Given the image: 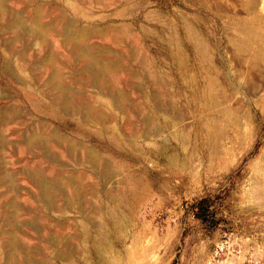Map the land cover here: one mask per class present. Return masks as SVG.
<instances>
[{"label": "rangeland", "instance_id": "374dc122", "mask_svg": "<svg viewBox=\"0 0 264 264\" xmlns=\"http://www.w3.org/2000/svg\"><path fill=\"white\" fill-rule=\"evenodd\" d=\"M248 2L1 1L0 264L13 231L42 264H264V0L252 11ZM37 10L45 23L65 14L80 27L131 31L125 44L89 40L117 55L113 87L129 97L126 117L77 82V60L57 35L16 38L13 22L29 24ZM50 55L79 99L110 110L108 130L50 104L35 78ZM51 131L96 152L111 176L58 146L52 160L25 147ZM33 167L66 195L42 201L24 174ZM70 177L81 181L82 211L64 203Z\"/></svg>", "mask_w": 264, "mask_h": 264}, {"label": "bare ground", "instance_id": "6f19581e", "mask_svg": "<svg viewBox=\"0 0 264 264\" xmlns=\"http://www.w3.org/2000/svg\"><path fill=\"white\" fill-rule=\"evenodd\" d=\"M1 1L2 0H0V10H1ZM77 1L81 2L85 0H77ZM94 1H100V0H94ZM259 1L260 0H250V2H248L249 10L251 11L256 10V8L259 5ZM65 9L67 8L65 7ZM42 15L43 13L40 10H37L34 16L31 18L29 24L27 23V20L15 22V23L13 22L12 28L15 30L14 32L16 34V38L21 37L23 32L24 34L25 33L27 34V32L29 31L31 34L39 36L41 39L40 42L42 44H45L47 42L46 37H48L50 33H54L55 35H57L59 38H61L60 42L62 46L67 48L75 56L77 60V63L75 64L76 70L74 74L75 75L74 77L75 79H77V82H79L80 84H86L91 88L97 89V95L100 101H102L104 104H107V106L112 105V107L115 110L119 111L124 117H126L128 111L131 109L129 97L126 93L116 91L113 87L119 78L118 77L119 72L117 69L118 67L116 66L117 62L116 63L114 62L115 61L114 59L116 58L117 55L114 53V51L109 50L110 47L108 45H106L108 46L106 50H102V49L97 48V46L90 45L89 40L91 37H95L103 42H109L113 45H116L118 42L120 43L123 42L125 44L127 43L128 40H135L131 31L125 28L124 26L116 27V28H104V29H96L92 26L80 27L76 25L72 20H70L67 17L68 15L66 16L65 14H60L56 18L55 21L45 23L42 20L43 18ZM9 17L10 15L8 16V19ZM48 50L50 51V49ZM36 64L37 65L35 66V69L41 71V73L37 77H35L37 84L42 83L43 86H45L43 92L50 95L51 105L59 109L63 114L69 115L71 117H75L80 122L86 125L90 126V125L99 124L102 126L103 131H106V129L108 130L107 125L109 124V121L111 120V114L108 113V111L110 110L102 109V107L94 105V103L88 102L85 99H79L78 95L75 92H73L70 88L66 87L63 84V80L65 78L63 71H60L56 67L54 55L48 56V59L45 61V63L40 62L39 64V62H37ZM135 67L137 66L135 65ZM42 69H44V71H42ZM45 74H49V76L45 77ZM79 92L80 91L78 90V93ZM24 145L27 149H29V151H34V149H38L40 152L38 154L39 156L48 157V158L50 155V150H52L54 146H58L59 148L64 149L66 153L68 154V156L75 155L79 163L84 162L89 168H91L95 172L101 171L104 176H107V178L111 176L112 170L110 168V165L102 157H100L96 152H94L88 147H85L81 143H78V142L75 143V142L69 141L65 136H62L56 131H51L48 133L46 132L32 133L29 137L25 139ZM81 151H83V157L79 156V152ZM24 174L28 177L31 183H33L35 186L38 187V189L40 190V196H41L42 201L48 202L50 200V197L57 192H60L61 194L66 195L64 193L65 187H63L64 185L62 186V182L59 180V178L52 180V181L50 180L51 181L50 183L46 182L43 169L33 167V168H30L24 171ZM68 179H69L70 186H72L74 190L72 191L73 195L71 194L69 198L68 196H65L64 203H66L67 207L71 206L74 203L82 211L83 210L82 203L84 202H83L82 196H80L81 191L79 189V186L81 185V181L79 178L77 179V178L70 177ZM34 196L35 195H33V197ZM15 215L14 217H16ZM36 219L38 218L36 217ZM12 225L14 228H16V222L13 224V221H12ZM29 226L33 227L32 223H30ZM21 228H22V225H21ZM36 231L38 230L36 229ZM8 236L9 237L7 241L4 243V248L7 250V252L5 255V260L4 262H2V264H42L41 261H38L34 258V253H36L35 247L33 246L22 247L15 235V231L8 233ZM57 242L58 241L55 240L56 244ZM16 249H19L22 251L23 258H19L15 254ZM58 256L61 257L60 254H58Z\"/></svg>", "mask_w": 264, "mask_h": 264}]
</instances>
